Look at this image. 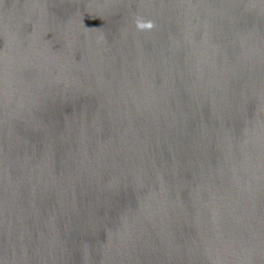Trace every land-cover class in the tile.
<instances>
[{"label": "water", "instance_id": "95a60500", "mask_svg": "<svg viewBox=\"0 0 264 264\" xmlns=\"http://www.w3.org/2000/svg\"><path fill=\"white\" fill-rule=\"evenodd\" d=\"M0 264H264V0H0Z\"/></svg>", "mask_w": 264, "mask_h": 264}]
</instances>
